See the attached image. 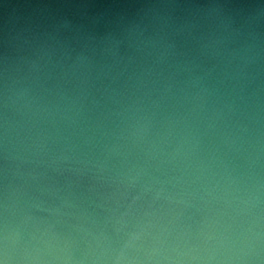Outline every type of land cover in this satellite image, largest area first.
<instances>
[{"label": "clouds", "instance_id": "9594fccd", "mask_svg": "<svg viewBox=\"0 0 264 264\" xmlns=\"http://www.w3.org/2000/svg\"><path fill=\"white\" fill-rule=\"evenodd\" d=\"M0 264H264V0H0Z\"/></svg>", "mask_w": 264, "mask_h": 264}]
</instances>
